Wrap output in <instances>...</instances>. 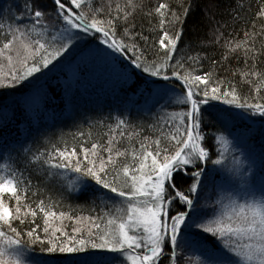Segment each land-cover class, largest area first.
Instances as JSON below:
<instances>
[{
  "label": "snow or ice",
  "instance_id": "snow-or-ice-1",
  "mask_svg": "<svg viewBox=\"0 0 264 264\" xmlns=\"http://www.w3.org/2000/svg\"><path fill=\"white\" fill-rule=\"evenodd\" d=\"M143 8L129 0L123 10L117 5L113 15L88 0H23L22 10L17 6L13 11L11 5L3 10L0 60L8 72L0 75V129L16 124L20 113L25 137H0V152L14 153L17 162L13 172L0 174V264H264V127L258 130L262 143L257 152L249 143L257 130H241L235 123L258 116L264 124V93L256 87L264 81V40L256 48V40L264 37V0L253 13L252 31L240 40L222 43L224 33L216 22L212 43L222 49L218 58L201 56L203 47L178 48L184 24L200 8L197 0H183L175 10L160 2L138 24L137 9ZM5 18L10 21L6 27ZM156 22L160 33L153 36ZM193 51L196 55L189 54ZM241 59L239 73L229 68ZM141 75L133 95L144 104L122 103L116 128L130 127L120 117L136 107L157 114L153 132H167L155 139L144 135L130 160L127 151H114L115 136L106 145L81 140L79 147H61L48 137L45 151L29 146V138L38 141L28 117L37 104L51 99L53 76L63 87L68 118L75 119L78 95L100 82L113 91L129 87ZM240 81L255 88L259 102L240 94ZM174 105L184 110L171 120L160 115ZM58 117L55 110L50 113L51 120ZM213 122L248 161L241 168L235 160L228 168L231 177L248 189L247 197L259 191L260 199L241 203L225 184L209 191L208 179L216 169L206 165L223 166L225 159L223 151H211V141L229 143L224 134H205ZM35 131L46 135L38 126ZM68 172L74 174L71 189L64 183ZM33 179L40 181L35 190ZM57 185L62 197L87 204L88 215L57 211L40 190ZM6 200L15 201V208ZM66 219L77 225L71 233L63 227Z\"/></svg>",
  "mask_w": 264,
  "mask_h": 264
},
{
  "label": "trees",
  "instance_id": "trees-1",
  "mask_svg": "<svg viewBox=\"0 0 264 264\" xmlns=\"http://www.w3.org/2000/svg\"><path fill=\"white\" fill-rule=\"evenodd\" d=\"M90 4L98 8L101 12L111 11L113 15L116 14V6L119 5L121 10L124 6L129 3V0H88ZM134 2L140 4L142 3L144 8L143 11L137 9L139 13L136 17L137 23L142 22V17L144 13L147 12L148 8H155L160 2H165L172 4L174 10L183 0H134ZM190 2V0H189ZM200 4L199 9H194L193 13L188 17L187 22L184 24L185 35L182 38L183 43L178 45V48L182 49L184 52H189L188 45H193L195 47H203L205 51H201L199 54L201 56L209 55L214 58H218L219 52L222 50L219 45L212 43V30L216 28V22H219V26L224 33L221 37V42L231 40H240L243 38V33L247 30L252 31L251 22L255 20L253 13H255L257 7L261 4V0H197ZM13 6V11L16 10L18 6L21 10L23 4H20L17 0H0V16H5L3 10L7 9L9 6ZM214 18V22L210 25L209 20ZM5 27L10 22L7 18L3 20ZM156 32L153 36L159 35L160 26L156 22ZM170 27V25H166ZM259 29V23L257 22V30ZM147 34V33H146ZM261 40L264 37L258 38L256 40V48H260ZM158 47V43H157ZM191 55H196V52H190ZM264 67V64L260 65ZM205 67H208L206 64ZM231 70H235L239 73V70L244 69V64L242 59L240 61L233 60L229 65ZM259 70V68H258ZM8 69L6 67V62L0 60V75L7 74ZM64 78H68V73L65 72ZM59 77L53 76L50 82L49 95L50 100L47 105L37 104L35 110L28 117V122L33 126L32 135L37 138L35 144H33L32 139H28V144L35 151L39 148L40 151H45V141L48 137L52 138V141L63 147L67 144L69 147L72 145H77L79 147L81 140H86L87 144L90 146L92 143H99L101 145H106L108 139L115 136V149L120 151H127L129 153L128 159L130 160V153L133 148L139 149L140 142L144 135H148L151 139H155L157 136H163L167 132V128H164L162 132H153L151 130V125L158 120V116L155 112L145 114L137 110L136 107H132L130 114L123 117L129 122L130 127L125 129H117L116 124L118 122V116L120 105L122 103L131 104L136 103L139 105L144 104V99L140 96H134L133 92L136 87H138L144 77L141 75L135 82L129 87H116L113 91V86L105 84L103 82L97 83L94 87L90 88L87 94L78 95L76 100V111L77 115L75 119L68 118L69 107L66 105L64 100L63 87L56 83ZM239 79V77H238ZM251 79L256 80V77ZM178 85V82H175ZM256 87L261 89V93H264V81H258ZM238 90L241 95L254 96L257 97L259 102V95L256 93L255 88L249 84L240 81L238 84ZM6 91H12L11 89ZM177 91L179 88L177 86ZM7 98V97H6ZM55 110L59 114L58 119L55 121L50 119V113ZM184 110L183 106L174 105L172 108L165 110L160 115L164 118L171 120L174 114H178L180 111ZM235 112H243L244 115H249L246 110L234 109ZM25 122V118L22 114H17V123L10 125L7 129H0V137L7 138L9 140H15L17 137L24 138L25 133L19 127V123ZM178 122V121H177ZM236 127L238 129L244 130L249 127L257 130V134L249 140L250 144L255 145L256 151L259 152L260 145L262 143L261 137L258 134V130L264 127L261 123L260 118L250 117L246 120L237 119ZM143 125L144 127H141ZM214 127L205 129V134L208 136L219 137L224 134L226 139L229 140L227 147L222 144L217 143L216 139L211 141L212 152L219 153L224 152V165H212L208 163L206 165L207 169L216 171L212 172L209 179V191H211L212 186L217 184H225L231 187L234 194L239 198L240 202L243 203L245 199H260L261 193L259 191L255 192L254 197H247L245 193L248 189L242 186L239 179L236 177H231L228 172V168L234 167V161L239 160L238 165L241 168H246L248 161L244 159L243 154L236 148L234 142H232L231 137H228L225 133L217 131L219 125L213 122ZM39 127L41 131L45 132V136H40L39 132L35 131L36 127ZM123 131L124 135L121 136L120 132ZM83 132L84 136L81 137L80 133ZM139 133V135H136ZM149 140V143L151 142ZM217 158V156H213ZM123 159V158H121ZM16 159L15 154H9L7 152H0V174L5 172H13L16 169ZM18 174V173H17ZM28 173L25 172V176ZM67 175L73 178L74 174L68 172ZM40 181L33 179V190ZM59 185L55 187L44 188L41 187V192L44 198H52V202L57 205L56 210H63L66 213H72L75 211L77 215L87 216L89 212V207L82 200L77 201L71 198H65L59 195L57 189ZM31 200V197L29 198ZM9 203L11 208H15V201H5ZM59 224V222H56ZM75 225L74 221L65 220L63 227L71 233L72 228ZM41 235L43 233L41 232ZM24 239H27L25 236ZM203 239V238H202ZM208 246H213V241L208 242ZM37 254H39L37 252ZM194 259V258H193Z\"/></svg>",
  "mask_w": 264,
  "mask_h": 264
},
{
  "label": "rangeland",
  "instance_id": "rangeland-1",
  "mask_svg": "<svg viewBox=\"0 0 264 264\" xmlns=\"http://www.w3.org/2000/svg\"><path fill=\"white\" fill-rule=\"evenodd\" d=\"M20 4H23V0H17ZM67 175V174H66ZM72 179L71 176L67 175V179L65 180V186H67L69 189H71L72 185L69 183V181ZM118 200L120 198H117Z\"/></svg>",
  "mask_w": 264,
  "mask_h": 264
}]
</instances>
